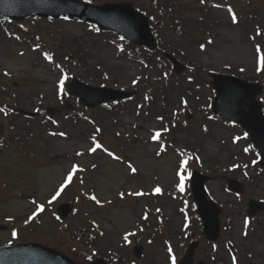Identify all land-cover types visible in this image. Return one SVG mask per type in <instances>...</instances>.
<instances>
[{"label":"rangeland","instance_id":"obj_1","mask_svg":"<svg viewBox=\"0 0 264 264\" xmlns=\"http://www.w3.org/2000/svg\"><path fill=\"white\" fill-rule=\"evenodd\" d=\"M96 4H102L106 0H92ZM135 5H140L143 10L151 12V7L147 0H130ZM182 4L186 5L189 2H196L197 0H180ZM207 2L214 3L217 6L224 4V0H206ZM239 2L240 0H234ZM242 1V0H241ZM142 10V11H143ZM216 13L222 18V25L219 27V38L216 39V44L211 46L208 51L202 53L194 45H191L189 41H183L173 34H168L167 31H161L162 36L165 39H172L176 46H184L187 48V55L190 57L192 62L202 64L207 69H220L225 64H230L236 70L237 68H246L249 72H253L255 66V55L252 51L250 43L244 40L243 33L245 30L239 26H233V20L228 19L227 12L223 9H215ZM243 13V12H242ZM240 13V14H242ZM262 18L264 19V12H262ZM247 18H250L248 14H245ZM33 31H37L44 38H48L49 41H58L64 44V50L73 51L76 43L75 37L78 40L83 41V36L86 34L85 24L76 21H59L56 26L52 25L47 20H37L35 22L26 23ZM67 38V39H65ZM71 40V42H70ZM70 42V43H69ZM86 43V41H84ZM0 43V64L1 68L8 69L10 73L7 77H1V80L5 81L10 86V91L23 95L25 93H31L34 98L39 99V93L46 95L47 99L45 102L56 100L55 87L56 81L59 80V74H53L49 64L42 67L40 63L36 61L43 60L37 51L29 50L25 55L21 54L23 50L20 46L16 47L14 44ZM13 46V47H12ZM91 46V45H88ZM58 50V48L56 49ZM60 51V49H59ZM93 55L98 58H102L107 67L112 72V80L116 81L115 84H126L140 73L138 65L132 64L124 59H118L115 55V50L111 45H107L105 48H97ZM69 55V54H68ZM65 64V63H64ZM83 70L79 65H70L69 74L75 73L81 76ZM196 76H204V79L209 78L206 72L200 75V72H194ZM18 74V75H17ZM14 76L19 80L18 85L14 86ZM201 76V77H202ZM70 77V76H68ZM70 79V78H69ZM68 79V80H69ZM113 83V82H112ZM114 84V85H115ZM209 92V90H208ZM34 93V94H32ZM125 114L122 119L121 126L125 129V132H130V137L133 138V134L138 135L140 140H137L136 145L132 146L130 138L115 139L114 137H108L107 147H112L117 150L119 155L124 159H128L131 163H134L139 171L142 172L144 178L138 180L135 176L131 177L128 170L132 168L131 165H124L123 162L113 161L114 157L104 156L101 153H96L93 156L85 155L80 158L76 157V160L83 165H87L89 168L95 162H101L98 166L96 176L89 180V173H85V179H88L87 183L89 186L96 187L97 193V204H100L98 215L96 219L106 230V237H111L112 242L118 244L121 239V233L134 227V219L138 213L143 209L142 204L144 199H138L137 202L134 193L139 189L140 184L150 187L151 180L153 179L150 171L158 169L156 163L164 162L167 166H161L165 169L162 172L164 178V184L172 183L174 179V165L168 163V160H172V155H168L166 159L159 160L154 151V146L145 142L142 138L149 137L151 129L155 128L156 125L153 123H146L147 120L143 119L144 122L140 121L139 126L143 125V129H134L132 120L134 115L131 117ZM202 114H197L198 120L201 121ZM200 121H195L192 125L199 126ZM214 125V134L209 138L204 139V153L216 157H228L232 151V143L227 142L225 145L222 141L223 138H228L229 130L223 126L222 123L212 122ZM36 128L40 129L41 133L44 132L43 138H36V146L34 147L35 155L30 153H20L19 151L13 150L6 153L3 158H0V182H7L8 188L0 191V223L6 224L7 229H0V241H6L12 237V226L20 227L23 226L30 220L29 213L35 209H41L42 205L44 209L47 204H50V199H46L53 191L54 186L61 180L63 174L68 170L70 162L68 161L71 157H74L72 151L77 149H87L90 144L87 139L82 137L83 134L87 133L91 135L95 130L90 125L82 123L80 126L72 128L73 135L69 138H48L47 135V124H43L40 119L35 120ZM84 127V128H83ZM83 132V133H82ZM91 132V133H88ZM124 132V131H123ZM191 134V133H190ZM81 135V137H79ZM191 137L187 133H183L180 137L186 138ZM121 143H128V148L119 150L117 147ZM25 154V155H23ZM54 155H66V158L60 157L57 160L52 159ZM208 156V157H209ZM91 164V165H90ZM228 164V160L225 161ZM160 167V168H161ZM147 172L145 175L144 172ZM84 179V180H85ZM173 179V181H171ZM1 185V183H0ZM217 183L214 184V189H217ZM119 187L122 190L127 191L125 193L126 199H117L115 203H108L110 198H117L119 194ZM10 191V193H9ZM24 193V197H20L21 193ZM32 197L37 198V201L30 202L25 198L26 195L30 194ZM219 194V193H218ZM220 196H223L220 193ZM86 211H94L95 204L88 203ZM100 216V219H99ZM74 218H70L72 221ZM45 220H50L46 217ZM42 227L45 229L44 235L41 234L43 230L39 227L36 230V236L41 239L42 243L53 245V242L60 236L58 225ZM135 229V228H134ZM26 229H21L19 232L20 238L27 237ZM51 231V232H50ZM53 231V232H52ZM35 232V231H34ZM39 232V233H37ZM37 239V241H39ZM70 245L76 247L77 244L74 241H69ZM78 248V246H77ZM79 251V252H78ZM72 252L68 251L77 261L85 263V257L81 254V249ZM129 251H132L129 249ZM132 253V252H131Z\"/></svg>","mask_w":264,"mask_h":264},{"label":"snow or ice","instance_id":"obj_2","mask_svg":"<svg viewBox=\"0 0 264 264\" xmlns=\"http://www.w3.org/2000/svg\"><path fill=\"white\" fill-rule=\"evenodd\" d=\"M202 2H203V0H202ZM230 11H231V9H230ZM233 20L235 21V14H233ZM49 58H50V57H49ZM260 62H261V64H264V55H262V56L260 57ZM62 83H63V81H61V85H62ZM62 135H63V134H62ZM158 136H159V133H157L156 136L153 137V139H156ZM97 147H99V145H97ZM91 150H92V151H95L94 148L91 149ZM133 171H135V169H133ZM178 175H180V184L178 185V187H180V189L183 190L184 180L186 179V177L183 176L182 174H179V173H178ZM71 178H72V174L69 173L68 181H70ZM63 187H64V185H61V190H63ZM155 191H156V192H160L161 189H160L159 187H157V188L155 189ZM59 194H60V192L58 191V192L56 193V196H53L52 199L55 200L56 197L59 196ZM92 199L95 200L96 197L93 196ZM97 202L99 203V201H97ZM40 208L42 209L43 206L41 205ZM34 215H35V213H34ZM126 238H127V237H126Z\"/></svg>","mask_w":264,"mask_h":264},{"label":"water","instance_id":"obj_3","mask_svg":"<svg viewBox=\"0 0 264 264\" xmlns=\"http://www.w3.org/2000/svg\"><path fill=\"white\" fill-rule=\"evenodd\" d=\"M75 1V0H74ZM48 2H49V0H48ZM46 4H47V2H46ZM41 5V4H40ZM86 6H87V4H86ZM73 7V6H72ZM91 7V6H90ZM89 7V8H90ZM108 8V6H106V7H104V8H102V9H107ZM111 8V7H110ZM39 9V8H38ZM42 9H44V11H45V9L47 10V9H51V8H49V7H44V8H42ZM39 11V10H38ZM85 11V10H84ZM45 13V12H44ZM71 13V12H70ZM221 104H219V106H220Z\"/></svg>","mask_w":264,"mask_h":264}]
</instances>
